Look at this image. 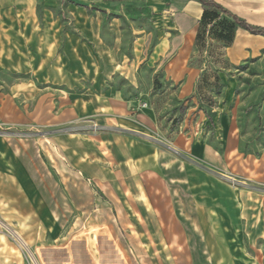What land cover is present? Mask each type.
<instances>
[{"label": "rangeland", "instance_id": "1", "mask_svg": "<svg viewBox=\"0 0 264 264\" xmlns=\"http://www.w3.org/2000/svg\"><path fill=\"white\" fill-rule=\"evenodd\" d=\"M183 6L171 0L47 6L57 49L68 48L72 71H100L113 88L115 70L133 76L132 85L118 83L141 99V108L153 109L161 145L191 173L192 185L176 198L157 189L165 202H111L64 153L67 137L109 135V125L71 115L57 97L64 88L48 86L36 111L34 100H17L23 125L0 128L20 142L24 179L34 183L32 202H0V264H264V51L231 65L225 45L207 34L194 46L197 24L186 52L190 9ZM44 10L40 3L38 13ZM19 81L31 75L1 71L0 98ZM196 142L215 154V166L192 155ZM214 184L217 202H208Z\"/></svg>", "mask_w": 264, "mask_h": 264}, {"label": "crops", "instance_id": "2", "mask_svg": "<svg viewBox=\"0 0 264 264\" xmlns=\"http://www.w3.org/2000/svg\"><path fill=\"white\" fill-rule=\"evenodd\" d=\"M56 1L59 0H0V72L31 75V81L12 84L7 95L0 98V128L23 125L18 116H24L23 110L16 105L17 100H34L32 110L36 111L44 100L45 89L59 86L67 92L64 96L66 92L58 91L61 96L57 97L70 106L68 113L109 125L110 130L109 135L95 131L64 139L65 157L75 170L94 182L111 202H165V194H161L166 191L179 197L191 184L192 175L161 145L164 137L153 109L141 108V99L128 97L127 88L118 83L122 79L125 87L132 85L133 76L121 78L115 70L113 88L106 85L100 71L91 75L72 71L66 59L68 48L62 54L57 49V23L47 7ZM171 1H180L185 10L190 9L185 25L187 52L202 8L192 0ZM212 1L250 26L264 28V0ZM40 3L45 6L41 14L37 11ZM263 51L264 36L238 27L231 45L225 46V57L229 64L237 65ZM169 77L174 80L175 75ZM24 153L18 139L0 133V202H32L28 192L34 189V183L24 179ZM191 153L215 166V154L201 143H193ZM232 154L240 160L239 153ZM157 189L161 194H156ZM215 190V184L213 190L209 188L208 202H217Z\"/></svg>", "mask_w": 264, "mask_h": 264}, {"label": "trees", "instance_id": "3", "mask_svg": "<svg viewBox=\"0 0 264 264\" xmlns=\"http://www.w3.org/2000/svg\"><path fill=\"white\" fill-rule=\"evenodd\" d=\"M192 1L199 3L202 8V14L198 21V28L194 41L195 47H201L204 44L205 34L213 40L221 42L225 46H229L233 42L234 33L238 27L244 29L252 35L264 36V28L250 26L212 0Z\"/></svg>", "mask_w": 264, "mask_h": 264}]
</instances>
